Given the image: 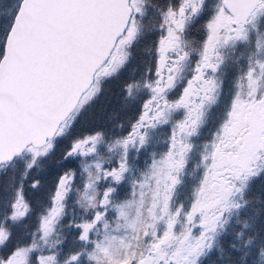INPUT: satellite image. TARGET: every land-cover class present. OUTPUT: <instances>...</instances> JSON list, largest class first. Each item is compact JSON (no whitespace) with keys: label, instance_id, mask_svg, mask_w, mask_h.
<instances>
[{"label":"snow or ice","instance_id":"6c2138e0","mask_svg":"<svg viewBox=\"0 0 264 264\" xmlns=\"http://www.w3.org/2000/svg\"><path fill=\"white\" fill-rule=\"evenodd\" d=\"M0 264H264V0H0Z\"/></svg>","mask_w":264,"mask_h":264},{"label":"trees","instance_id":"16d2710c","mask_svg":"<svg viewBox=\"0 0 264 264\" xmlns=\"http://www.w3.org/2000/svg\"><path fill=\"white\" fill-rule=\"evenodd\" d=\"M4 2V0H3ZM8 0H5L7 3ZM118 91H117V90ZM119 92L118 84H113L110 86V92L106 95V97H102L98 102L95 109V117L99 124H103L106 122L108 114L118 105V102H115L117 98V93Z\"/></svg>","mask_w":264,"mask_h":264},{"label":"rangeland","instance_id":"374dc122","mask_svg":"<svg viewBox=\"0 0 264 264\" xmlns=\"http://www.w3.org/2000/svg\"><path fill=\"white\" fill-rule=\"evenodd\" d=\"M4 3H5V0H4ZM117 90V89H116ZM118 91V90H117ZM115 102H119L118 101V96H117V98H116V100H115ZM94 117H95V114H94ZM95 120L97 121V118L95 117ZM99 121H97V123H98ZM41 178H43V177H41Z\"/></svg>","mask_w":264,"mask_h":264}]
</instances>
